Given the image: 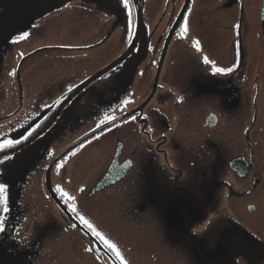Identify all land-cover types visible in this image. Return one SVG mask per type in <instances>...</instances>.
<instances>
[{"label":"flooded vegetation","instance_id":"1","mask_svg":"<svg viewBox=\"0 0 264 264\" xmlns=\"http://www.w3.org/2000/svg\"><path fill=\"white\" fill-rule=\"evenodd\" d=\"M136 1L132 27L117 0H0V183L9 185L0 264H41L47 244L71 230L110 264L114 253L63 205L107 238L96 207L117 186L162 230L167 262L264 264V214L261 228L247 215L264 199V29H241L256 3L264 28L263 0H219L238 8L237 29L195 30L189 59L172 47L182 21L167 43L186 0H139L140 26ZM146 9L156 20L147 34ZM205 56L232 71L214 75ZM112 165L122 177L98 187Z\"/></svg>","mask_w":264,"mask_h":264},{"label":"rangeland","instance_id":"2","mask_svg":"<svg viewBox=\"0 0 264 264\" xmlns=\"http://www.w3.org/2000/svg\"><path fill=\"white\" fill-rule=\"evenodd\" d=\"M219 0H192L190 7L178 29H183L187 20V33L177 34L173 41L175 58H192V32L200 29L214 30L220 32L223 29H237L238 8L220 6ZM226 1V0H222ZM153 3V2H152ZM151 3V4H152ZM149 3H147L148 5ZM132 12L133 7H131ZM218 10H221L218 12ZM261 14L258 4L252 5L242 20L241 29H264L260 22ZM260 17V19H259ZM132 27H134V19ZM156 22L155 14L146 9L144 12L145 32ZM264 23V22H263ZM179 33V31L177 32ZM195 55H193L194 58ZM96 163L90 160L88 169H92ZM38 199L40 203L45 202V191L38 187ZM114 198L107 203H101L99 208V227L102 232L107 233V238L117 245L121 255L127 264H172L167 262L168 257L160 246L162 230L158 224L146 218L141 211L140 199L126 200L123 190L116 187ZM104 194L96 200L101 201ZM96 201L91 200L85 209L91 208ZM256 208L249 211V221L261 228V216L264 214V199L255 201ZM68 232V231H67ZM64 232L60 238L51 240L46 250L40 256L41 264H108L101 253L94 248L88 247V242L76 241L77 235L69 239V234H76L75 231ZM88 249H91L89 251ZM106 258L110 264H120V260L107 251ZM165 259V260H164Z\"/></svg>","mask_w":264,"mask_h":264},{"label":"snow or ice","instance_id":"3","mask_svg":"<svg viewBox=\"0 0 264 264\" xmlns=\"http://www.w3.org/2000/svg\"><path fill=\"white\" fill-rule=\"evenodd\" d=\"M117 3L122 4V7L124 10L127 11L129 18L131 17V0H117ZM129 24H131V20L129 19ZM184 33H187V20L185 21V25L183 28ZM29 33L28 32H23L21 33L18 37H16L13 40V43H18L20 40H24L26 38H28ZM131 36H132V31L131 28H129V43H132L131 40ZM194 47L197 49V51H201L199 42H196L194 44ZM203 62L205 64H210L212 65L213 68V74H227L229 72L232 71L231 68H223V67H216L215 64L209 60L208 57H203ZM69 91L71 92L72 89L69 88ZM127 103V102H126ZM114 119V118H113ZM136 117L133 116V120H135ZM103 123V122H102ZM5 146H11V142H8L7 145ZM4 161H0V163H3ZM57 168L62 167L61 164H57L56 165ZM57 191H59L62 195V197H66L67 200L70 203V208L72 211H77L76 209V205L74 203L75 201V197L71 196L69 193H67L66 191H64L62 188H57ZM8 202H9V185L7 183H0V211H2L3 213H7L9 211L8 208ZM77 215L79 216V220L80 222L95 236L97 237L100 241L103 242V244L110 250L112 251L115 256L120 260V264H127V262L125 261L124 257L121 255L118 247L116 244H114L111 240H109L108 238H106L100 231H98L96 229V227L88 220L86 219L83 215H81L79 212H77ZM75 225H73L74 227ZM0 231H3V221L0 220ZM89 251H91V249H88Z\"/></svg>","mask_w":264,"mask_h":264},{"label":"water","instance_id":"4","mask_svg":"<svg viewBox=\"0 0 264 264\" xmlns=\"http://www.w3.org/2000/svg\"><path fill=\"white\" fill-rule=\"evenodd\" d=\"M137 3V10H138V16H139V23H143V10H142V6L140 1H136ZM190 0H186L184 3L183 8L181 9L175 23L174 26L172 27L169 36H168V40L167 43L171 37V35L173 34V32L175 31V29H177V27L179 26L183 16H184V12L189 4ZM231 3L229 2L228 5H230ZM262 16H264V0H263V11H262ZM139 24V26H140ZM209 88L213 89L211 86H209ZM131 113V112H130ZM130 113H126V114H122L106 123H104L103 125L89 131L88 133L84 134L83 136H81L80 138H78L77 140H75L74 142H72L70 145H68L66 148H64V150L58 154V156L56 158H59L60 156H62L63 154H65L68 150H70L71 148H73L74 146H76L77 144H79L82 140H85L86 138L92 136L93 134H95L96 132L118 122L119 120L123 119L124 117L128 116ZM122 177V175H117V172H115V165H112L110 167V169L108 170L107 174L104 176V178L101 180V182L98 184V187H103L105 185H108L110 183L115 182L116 180L120 179ZM48 179V186L51 189V183H50V177L49 175L47 176ZM51 191L55 194L54 190L51 189ZM56 195V194H55ZM62 204V202H61ZM63 205V204H62ZM63 207L65 208V210L67 211V213L71 216V218L76 222V224L78 226H80L81 228H83L87 233L91 234V236L93 237L94 241L96 242V244L98 245V247L102 250V249H107L102 242L95 237L81 222L80 220L65 206L63 205Z\"/></svg>","mask_w":264,"mask_h":264}]
</instances>
